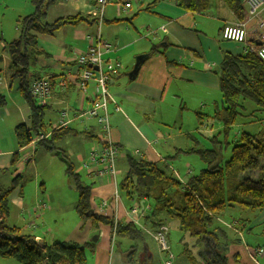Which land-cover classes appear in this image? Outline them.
I'll return each mask as SVG.
<instances>
[{"label":"crops","instance_id":"crops-1","mask_svg":"<svg viewBox=\"0 0 264 264\" xmlns=\"http://www.w3.org/2000/svg\"><path fill=\"white\" fill-rule=\"evenodd\" d=\"M22 1L17 11L16 30H13L10 41L20 35V19L34 11L31 0ZM236 1L242 3L245 8L243 14L246 16L238 15L228 0H209L206 6L195 10L184 8L179 0H131V7L127 9L118 4V0H109L99 26L97 19L91 15L96 7L94 0H54L48 8L45 21L53 22L60 17L76 14L86 16L89 21L63 25L53 34H37V45L33 49L35 60L29 70L33 80L48 77L51 81L50 97L45 103L48 105L46 126L49 130L64 127L72 131L52 151L38 148L36 143L18 148L15 134L13 136L14 128L20 123L29 124L30 106L19 90V79L10 81L13 69L9 53L0 50V94L5 96V102L0 104V179L6 175L5 184L10 182L3 189L11 186L15 176H21V181L9 196L7 223L17 225L23 232L49 243L59 240L82 244L92 241L95 232L98 233L96 240L108 238L109 235L113 246L116 242L117 235L113 229L112 233L109 225L95 224L77 215L73 205L78 197L71 198L68 208H63L65 201L53 191L43 193L47 196L39 194L40 189L45 191L50 187L47 183L53 187L47 175L52 168L61 166L67 171L64 160L58 156L59 151L63 156L74 158L71 162L74 173H85L81 164L87 159L93 143L103 137L101 126L95 118L81 116L94 98L92 85L86 93L82 92L75 76L78 72L75 53L87 50L98 28L101 37L113 49L104 53L105 59H118L122 64L108 83L109 91L122 109L116 111L113 104H110L111 139L120 150L118 165L127 163L126 152L129 150L133 156H144L149 160H163L171 164L180 179L183 172L190 168L205 166L196 153L184 151L192 145L187 133L193 132L199 123L201 118L198 113L202 114L201 109L212 106L214 110V106L222 99L218 71L225 54L244 53L251 45H258L256 35L252 32L244 44L222 38L221 30L225 24L236 23L248 16L244 0ZM261 15L264 16V12ZM255 22H251L253 27ZM0 40V49L10 42L4 33L0 34ZM140 55L145 57L137 75L130 79L129 72ZM9 69L11 72H8ZM6 71L9 73L7 77ZM185 119L194 126L190 131L183 130ZM63 121H66L65 124H61ZM167 126L176 129L166 133ZM28 150L31 151L28 153ZM15 153H19V158L13 163ZM31 155L36 159L33 160ZM171 158L179 161L178 167L174 166ZM24 164H32L34 167L35 180L29 186L24 183L26 175L21 172ZM38 178H43L42 184L37 182ZM89 179L86 184H92L93 210L110 219L117 214L116 223L131 221L126 215L128 202L124 197L115 211L100 206L102 200L118 187L119 180L116 178L114 181L110 176L99 180ZM43 203L44 206L39 207ZM148 212L145 210L143 214ZM60 213H63V220L68 216L70 222L63 233L49 224ZM50 215L53 217L50 218ZM236 215L238 218H246L245 226L248 225L246 230H249L244 243L235 229L226 230L230 240L226 245L228 264H264V254L255 259L253 253L254 247L264 248V214L237 212ZM169 221L166 219L164 223L167 225ZM146 238L150 239L146 235L135 240L125 239L140 242L139 247L142 246L145 251L148 250ZM94 245V252L89 253L95 258L97 244L94 242ZM130 247L133 252L137 244L135 248ZM10 259L3 258L0 264H18ZM102 263L107 264L105 257Z\"/></svg>","mask_w":264,"mask_h":264},{"label":"trees","instance_id":"trees-1","mask_svg":"<svg viewBox=\"0 0 264 264\" xmlns=\"http://www.w3.org/2000/svg\"><path fill=\"white\" fill-rule=\"evenodd\" d=\"M208 1L179 0L181 6L191 10L206 6ZM52 2L54 0H32L34 11L20 19L19 37L7 42L4 47L12 60L10 81L19 79V90L30 106L29 124L20 123L14 130L18 148L29 145L37 135L43 133L47 137L40 140L37 147L52 151L72 132L64 127L49 130L45 121L48 105L39 104L29 89L33 80L29 68L35 60L33 49L37 45V34H53L63 25L89 21L86 16L78 14L60 17L53 22L45 21ZM228 2L238 15H244L242 3L236 0ZM252 42L256 43L255 40ZM218 74L222 105L216 104L217 109L211 116L221 122L223 128L220 133L227 139L230 129L239 121L249 124L258 122L261 129L254 133L242 130L234 140L228 141L232 148L231 156L226 161L221 159L220 150L201 147L193 132L187 133L195 145L184 151L196 153L205 164L189 176L188 183L181 182L171 164L133 156L127 150L128 170L118 183L128 203L149 202V212L141 216L151 228L158 229L166 219L178 222L181 231L193 238L195 245L200 247L198 256H201V260L196 264H228L226 245L230 240L225 232L227 229L216 219L218 216L226 214L229 211L227 209L264 210V116L261 117L264 114V60L250 50L239 54L226 53ZM4 102L5 96L0 94V104ZM198 115L200 118L203 116L200 113ZM200 122L201 119L199 124L202 125ZM218 134L207 138L218 143ZM18 158L19 153H15L12 162L15 163ZM249 171L258 173L256 176L245 175ZM67 172L78 190L75 209L80 217L90 219L95 224L113 225L109 218L99 215L91 207V184L83 183L71 164ZM20 181L21 176L17 175L9 188H0V257L13 258L21 264H85L87 254L94 252L93 241L81 244L55 240L49 243L37 240L35 235L23 232L17 225L7 223L9 196ZM230 213L243 225L247 222L246 218H238L237 212ZM115 224L117 237L135 240L145 235L143 229L132 220ZM169 233L168 230V238ZM204 248L205 254L202 252Z\"/></svg>","mask_w":264,"mask_h":264},{"label":"rangeland","instance_id":"rangeland-1","mask_svg":"<svg viewBox=\"0 0 264 264\" xmlns=\"http://www.w3.org/2000/svg\"><path fill=\"white\" fill-rule=\"evenodd\" d=\"M31 2H32V0H31ZM22 3H23L22 0H0V34L4 33V37H6V39L8 41H10L11 37H13V30L15 29L16 22H17V14L19 13L17 11L20 9V6ZM134 4H135V1H134ZM134 10H135V6H134ZM0 50L4 51L5 49L2 47ZM8 72H11V70L9 69ZM8 72L7 71L5 72L6 77L9 75ZM2 92L4 94H6V91L3 90ZM221 101H222V99H221ZM221 101L219 102V104L217 103L218 105H220V107L222 105ZM7 104L10 105L11 103L8 102ZM216 109H217L216 105L214 106V110H213L212 106H210L208 108L201 109V113L203 114V116L201 118L202 120L200 123L201 124L203 123V124L202 125H200L199 123L196 124V127L194 128V131L192 134L195 135L196 138L199 139V143H200L201 147L220 150L221 151V156H220L221 159L223 161H226L231 156V148H232V144L229 145L227 142L228 141L231 142L232 140H234L235 139L234 137H237L239 135V132L242 130L252 132V133L256 132L257 130L261 129L260 128L261 124H259L258 122L249 124V122H247V121L246 122L245 121H239L235 126H233L230 129L229 133L227 134V139H226L225 135L223 133H220V132H222L221 130L223 128L221 122H218V120L214 119L211 116V115H213V112ZM263 116H264V114H262L261 117H263ZM15 123L16 122H13V124H15ZM193 127L194 126H191V123H188L187 120L185 119L184 124H183V130L184 131H190ZM175 129L176 128L173 126H167V132L166 133H168V131L170 132V131H173ZM14 130H15V128H14ZM217 133L221 134V135L218 134V136H220V138H218V141H219L218 143H214V142L210 141V139L207 138L208 136H211V137L215 136V135H217ZM13 136H14V133H13ZM46 137H47L46 134L40 133L39 135H37L35 137V139L31 143L38 144V142L40 140L45 139ZM0 141H1V139H0ZM167 141L170 143L169 139ZM192 145H195V143L193 142ZM38 148H40V147H38ZM34 150H36V148ZM30 151L31 150H28L27 152L29 153ZM58 156L61 160H64L65 169H67V167L71 164V162L74 161L73 157L67 156V155L63 156L62 152H60V151H59ZM30 157H32L33 160L36 159V157H34L33 155H31ZM195 157L198 158L197 156H195ZM118 161H119V155H118L116 166L118 168L117 179L119 181H121V179L124 178L126 175V172L128 170V164L127 163L125 164V162H124L122 164L119 163V165H118ZM171 161L173 162L175 167L179 166V163H178L179 161L174 160V158H171ZM41 165H42V163H41ZM24 166L25 167L21 170V172L24 175H26L24 183L29 186L30 183L35 180L34 167L32 164H30L29 166L24 164ZM119 168L121 169V172H120ZM200 169L201 168L195 166L194 169L190 168L189 170L183 172L181 182L182 183H188L189 176H191L193 173L198 172ZM84 171H85V173L82 172L80 174V179L83 181V183L87 182V178L88 179L90 178L89 179L90 181H91V179H96V180L101 179V178L97 179V177H95L92 173H89L86 170H84ZM257 173H258V171H249V172H246L245 175L256 176ZM47 175H48L49 180L51 181L53 187L49 183H47V185L50 187H48L47 190H45V191L40 189V193H39L40 196H47V194L43 195V193L53 191L55 194L62 197L61 200L65 201L63 204V208L67 207V204L70 202L71 198L77 199L78 190L75 186V183L72 181L68 172L64 171L61 166L57 167V168H52L50 173H48ZM2 176H3L2 177L3 179L2 178L0 179V188L1 189L10 185V182H9V184H5L6 175H2ZM104 177H106V176H104ZM42 179L43 178H38L37 182H39V184H42L41 183V182H43ZM112 179L114 181H116V179H114V178H112ZM117 188L119 191V197L117 198V200L114 199V197H113L114 192H113L109 197L104 198L102 200V202L100 204V206H102V208H104V209L105 208L106 209L112 208V210H114V211L117 210V207L119 206L122 197H124V196H122V193H121L119 186ZM25 190H26V188H25ZM27 193H28V199L30 200L29 189H28ZM105 200L108 201V206H104ZM124 200L126 202H129L126 200L125 197H124ZM136 202L137 201H134V202L132 201V203H128V206L126 207V215L129 218H131V215L129 213V211H130L129 208L132 206V204H135ZM137 203L140 204V207H139L140 211L137 214H133L132 219L134 220V222L137 226H139L140 228L143 229V231L145 232V235L150 238V239L146 238L149 251L147 249L144 251L142 249L143 248L142 246L139 247L140 242L129 241L128 239H125V238H122L119 236L117 237L116 242H114L115 244L113 243L114 246L111 244L113 242V240L110 239L109 235H108V238L106 237L105 239H100V240H94L92 238V241L94 240V242L97 244L96 245L97 251L95 254V258L91 255V253L87 254V259H86L85 264H103L102 263L103 257H105L107 264H166L165 254L160 252V250L157 246L156 240H155V233L157 230H155V229L151 228L149 225L145 224L143 217L141 216V214H143L145 210H143V208L141 206V201H138ZM73 206H75V205H73ZM150 208L151 207L148 204H146V210H150ZM236 209H227V211L228 210L229 211L228 212L226 211L227 212L226 214H223L222 216H218V218H216V219L226 229H235V232L241 238V241L244 243L246 241L247 231L249 230V229L246 230V226H248V225L245 226V225H243V223H240L236 218H233L232 215H230L231 214L230 211L245 212V213H250V214L253 213L256 215V214H261V213L264 214V210H255V211L251 210V211H249L247 209H245V210L241 209V210L237 211ZM77 215H79V213ZM58 216H59L58 218L51 219L49 221V224L51 227L58 229V231H60L62 233L66 232V231H64V228H67L69 226V224H70V222H68L69 218L67 216V218H65V220H63V213H60V215H58ZM135 216H136V218H135ZM52 217L53 216L50 215V218H52ZM116 217H117V214H114L113 218H111V219L109 218L113 222V225H114L113 226V225L109 224L111 231H112V229H114V227L116 225L115 224V220H117ZM101 224L106 225L104 223H101ZM167 225H166V223H164L163 226H161V227L166 228V230L170 229L169 230L170 231L169 238L167 237V240H168V243L170 246V249H169L170 254H173L172 258L170 259V261L172 260L171 264H196V263H199L201 260V256L200 257L198 256V253H199L198 249L200 251V247L195 245V240L193 238H191L189 235L184 234L181 231L179 224L176 220H170ZM161 227H159V229ZM225 232L227 235L226 230H225ZM112 233H113V231H112ZM97 234L98 233H96V232L94 233L95 236ZM112 238H114V235L112 236ZM151 239H153V241ZM37 240H41V239H37ZM225 242H228V241H225ZM136 244H137V247H136L135 251L132 252V250H131L132 248L130 246L135 248ZM202 247L203 246L201 245V249H202ZM128 249H129V251H127ZM202 252H203V254H205L206 249L204 248V250H202ZM253 253H254V258L256 259V257L264 254V248L262 246L254 247ZM2 259L3 258L0 257V260H2ZM10 260L19 264V262L13 258H11Z\"/></svg>","mask_w":264,"mask_h":264},{"label":"built area","instance_id":"built-area-1","mask_svg":"<svg viewBox=\"0 0 264 264\" xmlns=\"http://www.w3.org/2000/svg\"><path fill=\"white\" fill-rule=\"evenodd\" d=\"M94 1L96 7L91 15L97 19L100 26L103 21L104 8L109 0ZM244 2L248 8L247 18L236 23L225 24L221 30V36L224 40L244 44L248 41V37L252 32V34L256 35V40L261 42V45H251L247 50L255 51L264 60V16L261 15V12H264V0H244ZM118 4L127 9L131 7V0H118ZM252 20H256L255 27L251 24ZM110 50H113L111 44L101 37L98 28V32L92 37L87 50L76 51L75 53V60L78 64V72L75 76L79 89L86 93L92 85L94 90L92 103L81 116L95 118L103 131L102 139L93 143L87 159L81 164V168L92 173L97 179L103 178L104 176H110L116 179L118 174L116 163L120 150L117 144L111 139L110 104H113L114 110L116 111H121L122 109L113 94L109 91L108 83L121 68L122 64L118 59L115 61L105 59L104 53ZM94 66H97V69ZM29 89L31 95L39 104H45L46 100L50 97L51 81L48 77L36 78L31 81ZM65 122L63 121L61 124H65ZM113 197L116 200L119 197L118 188L115 189ZM137 202L129 208L130 219L132 221H134L132 215L140 211V204ZM43 206L44 203L39 205V207ZM104 206H108L107 200L104 201ZM141 206L143 210H146L145 203H141ZM113 230L115 232V227ZM156 230L155 240L157 246L160 252L165 254L166 264H171L172 260L170 261V259L173 254H170L169 251L170 246L167 240L168 230L164 227Z\"/></svg>","mask_w":264,"mask_h":264},{"label":"water","instance_id":"water-1","mask_svg":"<svg viewBox=\"0 0 264 264\" xmlns=\"http://www.w3.org/2000/svg\"><path fill=\"white\" fill-rule=\"evenodd\" d=\"M258 45H261V42H258ZM144 57H145L144 55H140L137 57V61L134 65L133 69L129 72V78L130 79H133L137 75L139 68H140V65H141V62L143 61ZM94 68L97 69V66H94ZM141 203L143 204V201H141ZM97 237L98 236L96 235V236H94L93 239L96 240Z\"/></svg>","mask_w":264,"mask_h":264}]
</instances>
